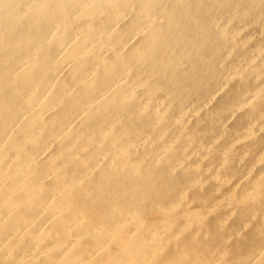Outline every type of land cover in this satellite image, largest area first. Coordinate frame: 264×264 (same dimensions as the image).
I'll use <instances>...</instances> for the list:
<instances>
[{
	"label": "bare ground",
	"instance_id": "obj_1",
	"mask_svg": "<svg viewBox=\"0 0 264 264\" xmlns=\"http://www.w3.org/2000/svg\"><path fill=\"white\" fill-rule=\"evenodd\" d=\"M0 264H264V0H0Z\"/></svg>",
	"mask_w": 264,
	"mask_h": 264
}]
</instances>
